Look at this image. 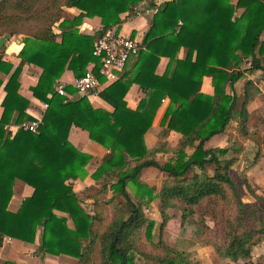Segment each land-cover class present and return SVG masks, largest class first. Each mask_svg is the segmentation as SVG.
<instances>
[{
    "label": "trees",
    "instance_id": "16d2710c",
    "mask_svg": "<svg viewBox=\"0 0 264 264\" xmlns=\"http://www.w3.org/2000/svg\"><path fill=\"white\" fill-rule=\"evenodd\" d=\"M142 1L46 0L38 7L41 0H0V38L24 35L21 62L4 86L0 115V246L5 238L35 243L39 235L36 255L42 260L47 254H63L77 258V264H201L163 238L170 210L176 209L182 223L200 227L197 238L215 247L217 262L264 264L262 256L253 261L255 248L264 242V194L245 174L236 177L233 172L245 142L254 139L258 148L264 144V111L258 121L262 133H252L249 110L264 81V0H167L160 5L150 0L156 11L134 76L126 73L99 93L112 111L96 107L71 85L66 89L76 95L73 99L56 90L66 69L81 78L93 66L105 81L101 58L93 54L95 43L107 30L121 26L122 14ZM66 7L81 12L69 19ZM95 16L101 18L102 29L81 32L84 19ZM56 24L60 35L54 31ZM182 48L185 58L179 57ZM5 49L0 51V71L9 74L13 65L3 59ZM162 57L170 61L160 75L156 72ZM25 64L42 68L32 91L48 107L37 131L11 132L9 124L34 119L27 112L30 101L20 93ZM258 72L262 79L251 78ZM207 76L212 78V94L202 91ZM241 80L242 96L236 87ZM3 83L0 78V88ZM134 83L150 90L136 109L126 101ZM166 98L170 103L161 122L164 132L149 148L146 134ZM233 121L237 125L230 144L210 146L215 136L227 134ZM74 126L111 151L92 175L97 181L104 177L101 186L86 187L83 198L72 181L88 176L93 156L71 141ZM172 131L183 136L175 148L168 147ZM165 152L173 156L160 163L157 155ZM148 168L168 175L160 190L143 180ZM17 179L34 191L14 212L9 204ZM246 194L255 202L244 201ZM85 199L91 201L90 208ZM156 199L162 217L158 241V222L145 212Z\"/></svg>",
    "mask_w": 264,
    "mask_h": 264
},
{
    "label": "crops",
    "instance_id": "0c3cea01",
    "mask_svg": "<svg viewBox=\"0 0 264 264\" xmlns=\"http://www.w3.org/2000/svg\"><path fill=\"white\" fill-rule=\"evenodd\" d=\"M157 5H160L162 2L167 0H154ZM156 11L155 8L151 7V1L150 0H144L141 3L134 6L133 10L130 12H126L122 14L123 23L121 26H114L112 29L116 30L118 33L124 35V36H130L133 38L138 39L139 41L143 42L145 38L146 32L149 30L151 26V18ZM81 11L76 7H66L64 9V16L69 19H73L75 16H77ZM59 24H56L54 26V31L60 35L61 29L58 26ZM102 29V21L99 16H95L93 18L86 17L84 19L83 24L80 26V30L83 33L87 34H95L99 32ZM60 39V37L58 38ZM24 35L14 36L10 37L9 40L6 42V49L3 52V59L13 65V69L9 74H6L5 72L0 71V78L4 80V83L2 87L0 88V115L2 113V103L6 96V91L4 89L5 84L9 80L10 76L16 69V67L20 64L21 58L19 56L24 43ZM144 43V42H143ZM2 48H0L1 51ZM187 53V50L185 48H182L179 57L185 58ZM138 57V56H137ZM137 57H134L127 65L126 69L121 73L120 77H122L124 74L128 73V77H133L135 73V62L137 61ZM170 59L167 57H162L160 64L157 68V74H163L169 65ZM93 66H90L89 69H92ZM258 72L255 76L257 77ZM42 74V68L39 66L33 65V64H25L23 66V70L20 76V93L26 97L30 101V105L27 109V112L34 118L43 117L44 113L47 110L46 103L44 101H41L40 99L36 98L33 94L32 87L35 86L39 78ZM255 76H252L251 78H255ZM76 80V77L73 73V71L66 69L64 74L62 75L59 83H63L65 85H71L73 86L74 81ZM119 80V79H118ZM115 82V81H114ZM105 83L102 85L99 89L98 93H93L91 95H88L91 102L96 107H102L106 110L112 111L113 107L107 103L105 100H103L99 93L105 89L106 87L110 86L112 83ZM244 80L239 81L236 84L237 90L241 95V88L243 86ZM260 85H264V81L260 82ZM202 91L205 93L212 94L214 89L212 85V78L207 76L204 78V83L202 86ZM150 93V90L143 89L139 84L134 83L128 94L126 95V101L130 108L136 109L139 106V103L142 99H146ZM242 96V95H241ZM76 95L70 94V98H75ZM170 99L166 98L161 107L159 108L157 115L155 117L154 123L151 127V129L146 134V144L149 148H153L157 145L158 140L160 136L163 134L164 129L161 124L163 117L166 113V110L169 106ZM250 110V108H249ZM237 125V122L233 121L231 126L227 130V134L218 135L215 136L210 141V146H220L225 147L230 144V134L229 133H235V126ZM11 126H17V124H9L7 127L10 131ZM232 126L234 129H232ZM16 131V130H15ZM182 134L176 131H172L170 135L168 136V147L175 148L180 144V141L182 139ZM70 139L73 142V144L79 148L81 151L86 152L93 156V161L87 166L88 170V176L84 179H77L73 180V187L74 190L78 193L76 190V184L82 186V189L80 191L81 198H83V191L86 187L91 185H99L97 184V180L92 177L93 173L97 170V165L95 163H100L102 159L109 154L111 151L107 149L106 147L102 146L101 144L93 141L90 139L89 134L87 131L82 130L81 128H78L74 126L70 133ZM250 140L245 142V150L240 155V158L238 162L233 166V172L239 171L240 174H245L247 178L254 184H256L259 187H264V155L258 154V147L256 146V151H248L247 144ZM258 154V155H257ZM162 155H166V159H162ZM172 152H165V153H159L157 155V160L160 163H163L161 160L166 161L168 158L172 157ZM92 166V167H90ZM154 168H148L146 170H151ZM156 169V168H155ZM145 170V171H146ZM147 182V181H146ZM100 186V185H99ZM33 187L29 186L22 180L17 179L14 186V195L10 201L9 209L11 211H18L21 207L23 201L30 195L33 194ZM85 202L90 204V200L85 199ZM155 207L159 213H160V200L156 199L155 201L151 202L149 206ZM154 219V218H152ZM157 221V219H155ZM158 222V221H157ZM71 224V223H70ZM40 244L39 235L35 243H28L24 242L18 239L13 238H5L3 244L0 246V264H3L6 260H11L14 262H17L19 264H59L57 260H62L70 264H77L78 259L72 256L68 255H52L47 254L45 259H40L36 255V250L38 249V246ZM264 242L258 245L253 253V260L256 261L257 258H259L261 255L264 254Z\"/></svg>",
    "mask_w": 264,
    "mask_h": 264
},
{
    "label": "rangeland",
    "instance_id": "374dc122",
    "mask_svg": "<svg viewBox=\"0 0 264 264\" xmlns=\"http://www.w3.org/2000/svg\"><path fill=\"white\" fill-rule=\"evenodd\" d=\"M46 0H41L40 4L38 7H42L45 4ZM14 11L16 13H23L21 10H13L11 8V12ZM263 39H264V34H263ZM263 74L260 72L256 78L262 79L261 77ZM255 78V79H256ZM264 80V79H263ZM259 82V81H258ZM261 94L258 95L256 100L250 103L249 108L251 112V121H250V127L252 133H255L257 131L262 133V130L260 127H258V121L260 118V115L264 111V101H263V95H264V85H261ZM91 95V94H90ZM155 120V119H154ZM232 129L234 127L232 126ZM232 135V136H231ZM230 135V140H233V133L231 132ZM258 147L254 139H251L248 144V151H256L255 147ZM246 148V146H245ZM259 153L264 155V144L261 145V148H258ZM166 155H162V159H166ZM163 163L165 162L164 160H161ZM101 163V162H100ZM100 163H95L97 165V169L100 165ZM92 167V166H90ZM209 171L212 173L213 168H210ZM89 174V173H88ZM235 176L238 177L240 176L239 171L234 172ZM104 177H101V179L97 182L101 186V181L103 180ZM169 177L166 173L161 172L159 169H152L151 170H146L143 173V180L147 181V183L151 186H156L159 190L163 187V185L168 181ZM259 187V186H258ZM82 186L76 184V190L78 191V194L81 196V191ZM131 191V190H130ZM258 193L264 194V187H259V190H257ZM244 201L246 202H255V198L250 195L246 194L243 197ZM86 206L90 208V204L86 202ZM145 212L148 217L157 219L158 224L155 228V239L156 241L159 240V227H160V222L162 220L161 214L155 207H150L146 208L145 207ZM171 220L163 234L164 240L170 244L173 247L179 248L186 250L192 254L193 259L200 261L201 264H234V263H229L227 261H220L217 262V254L215 247L212 245H208L204 242H201L197 238V233L200 229V227L194 223H182L181 220V214L179 213L178 210L176 209H171ZM210 225H213L212 221H209ZM250 225V224H249ZM264 251V249L262 250ZM264 257V254L261 255ZM254 261V260H253ZM59 264H70L62 260H57ZM250 262H246L241 260L238 264H249Z\"/></svg>",
    "mask_w": 264,
    "mask_h": 264
},
{
    "label": "built area",
    "instance_id": "2783aa9c",
    "mask_svg": "<svg viewBox=\"0 0 264 264\" xmlns=\"http://www.w3.org/2000/svg\"><path fill=\"white\" fill-rule=\"evenodd\" d=\"M146 49V45L136 38L124 36L114 29L107 30L97 39L93 51L95 56L101 58L100 74L105 77V81L101 82L93 70L89 69L83 77L76 78L73 87L81 95L82 93L85 95L98 93L99 88L105 83L117 81L128 63ZM66 86L63 83H58L56 90L59 94L70 98ZM46 106L48 107L47 103ZM42 119L43 117H38L31 121H25L20 125L11 126L10 131L15 132L18 128H24L35 132L39 129Z\"/></svg>",
    "mask_w": 264,
    "mask_h": 264
},
{
    "label": "water",
    "instance_id": "95a60500",
    "mask_svg": "<svg viewBox=\"0 0 264 264\" xmlns=\"http://www.w3.org/2000/svg\"><path fill=\"white\" fill-rule=\"evenodd\" d=\"M10 37L11 36L9 34H5L3 37L0 38V48H2L6 44L7 40H9ZM82 95H85V94L82 93Z\"/></svg>",
    "mask_w": 264,
    "mask_h": 264
}]
</instances>
